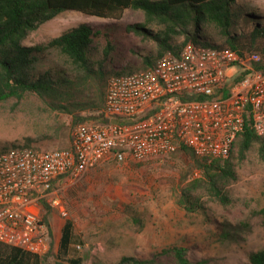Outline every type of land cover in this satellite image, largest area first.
Instances as JSON below:
<instances>
[{"label": "rangeland", "instance_id": "obj_1", "mask_svg": "<svg viewBox=\"0 0 264 264\" xmlns=\"http://www.w3.org/2000/svg\"><path fill=\"white\" fill-rule=\"evenodd\" d=\"M238 3L245 12L264 18V0H238ZM144 21V12L133 8L126 9L120 19L65 10L31 31L23 43H43L68 28L89 23L100 31L95 38V60L101 59L110 40L112 61L107 67L111 73L134 71L144 67L147 55L157 53L155 42L127 29L130 24ZM213 40L219 43L221 37L214 35ZM254 49L264 55V50ZM56 61H62L61 55L52 51L46 63ZM99 111H84L82 115L92 119L90 115H98ZM60 116L66 123L68 139L61 138L48 148L69 145V137L80 123H73L71 115L60 113ZM48 121L36 96L2 102L0 150L23 145L28 136L43 134ZM232 162L235 177L220 185L226 201L200 184L202 170L185 152L161 155L146 162L119 163L111 158L80 179H62L53 195L57 202L46 201L50 207L51 241L49 251L43 255L44 264H74L58 255L67 219L74 220L72 253L82 258V264H115L124 256L148 259L153 264H179L172 250L176 246L187 249L193 264H250V253L264 247V222L259 214L264 207V159L255 144L243 159L234 149ZM184 190H190L192 200L202 207L188 212L179 203ZM133 217L140 218L141 224L135 223ZM241 222L248 226L231 228L232 236L222 237L226 223Z\"/></svg>", "mask_w": 264, "mask_h": 264}, {"label": "built area", "instance_id": "obj_2", "mask_svg": "<svg viewBox=\"0 0 264 264\" xmlns=\"http://www.w3.org/2000/svg\"><path fill=\"white\" fill-rule=\"evenodd\" d=\"M260 62L254 48L188 42L178 55L111 75L104 120L78 123L71 147L0 150V242L45 255L51 235L43 201L53 202L62 179H80L107 159L146 162L182 146L198 158L228 159L246 126L264 135Z\"/></svg>", "mask_w": 264, "mask_h": 264}, {"label": "trees", "instance_id": "obj_3", "mask_svg": "<svg viewBox=\"0 0 264 264\" xmlns=\"http://www.w3.org/2000/svg\"><path fill=\"white\" fill-rule=\"evenodd\" d=\"M140 9L145 21L130 24L129 31L156 43V58L172 53L178 55L188 42L211 46L219 45L237 49L258 48L264 50V18L254 12H245L238 0H0V104L13 98L36 96L48 116L46 131L36 137H26L23 145L36 149H51L50 145L66 138L67 126L60 113L73 116V123L89 119L84 111L102 110L108 80L113 74L107 64L111 63L112 42L108 40L101 59L95 60V38L100 34L89 23H80L66 29L43 43L27 45L23 40L41 24L53 19L65 10H74L101 18L120 19L126 9ZM152 27H158L154 29ZM221 37L218 43L213 36ZM52 51L61 55L62 61L47 65ZM154 55H147L144 67L155 63ZM259 66H264L260 62ZM142 68V69H143ZM104 113L90 115L98 121ZM69 145L58 148H69ZM68 138H66L67 140ZM264 159V135L257 134L250 126L237 137L234 149L240 159L255 145ZM199 159L185 146L175 152L192 156L202 170L200 184L222 201L227 197L220 185L235 177L232 159ZM174 153V152H173ZM179 203L193 212L202 207L192 200L190 190L183 191ZM50 207L43 201V219L48 223ZM263 217L264 207L259 210ZM135 223L141 219L133 217ZM49 224V223H48ZM74 220L67 219L62 227L58 248L60 258H68L74 264H82L72 250ZM248 226L246 222L226 223L222 237L232 236L231 228ZM179 264H193L185 247L172 248ZM250 264H264V247L252 251ZM0 264H44V256L0 242ZM115 264H153V261L134 256H124Z\"/></svg>", "mask_w": 264, "mask_h": 264}, {"label": "crops", "instance_id": "obj_4", "mask_svg": "<svg viewBox=\"0 0 264 264\" xmlns=\"http://www.w3.org/2000/svg\"><path fill=\"white\" fill-rule=\"evenodd\" d=\"M107 160H109V159H107ZM105 161H106V160H105ZM105 161H103V162H105ZM103 162H102V163H103ZM102 163H100L99 165H101ZM99 165H97V166H99ZM97 166H96V167H97ZM94 168H95V167H94ZM94 168H93V169H94Z\"/></svg>", "mask_w": 264, "mask_h": 264}]
</instances>
